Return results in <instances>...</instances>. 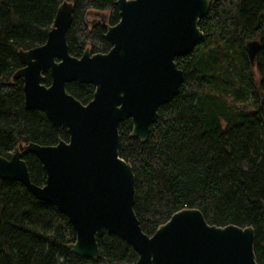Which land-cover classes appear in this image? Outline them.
Here are the masks:
<instances>
[{"label": "trees", "instance_id": "trees-1", "mask_svg": "<svg viewBox=\"0 0 264 264\" xmlns=\"http://www.w3.org/2000/svg\"><path fill=\"white\" fill-rule=\"evenodd\" d=\"M63 0H0V155L17 145H53L68 140L37 109L23 105L18 50L42 45ZM74 3L67 31L68 51L80 57L85 47L105 53L111 45L102 23L87 21L88 11L103 12L108 25L119 20L115 0ZM95 14H92L93 16ZM203 38L189 54L176 57L183 72L178 93L158 108L146 141L130 135L131 121L118 125L119 154L135 176L134 211L144 233L182 208H197L209 224L255 231L254 253L264 264V0H210L199 21ZM260 41L254 64L244 44ZM45 74L43 83L50 85ZM68 93L83 104L92 84L69 82ZM32 183L45 171L31 153L23 155ZM75 231L56 207L32 195L19 181L0 178V264H134L137 252L114 234L97 239L96 260L71 253Z\"/></svg>", "mask_w": 264, "mask_h": 264}, {"label": "water", "instance_id": "water-1", "mask_svg": "<svg viewBox=\"0 0 264 264\" xmlns=\"http://www.w3.org/2000/svg\"><path fill=\"white\" fill-rule=\"evenodd\" d=\"M119 20L105 27L110 49L80 57L68 51L67 31L74 3L63 0L42 45L19 49L26 110L42 111L50 123L65 128L68 140L42 145H17L10 157L0 155V178L19 181L36 198L64 214L75 231L66 244L71 253L96 260L97 239L104 232L126 241L137 252L134 264H258L252 226L209 224L197 208H182L157 226L143 232L134 211L136 196L132 165L119 154L118 125L131 121L130 135L146 141L158 108L179 91L183 72L176 57L190 53L203 38L199 21L210 0H115ZM260 41L244 44L250 65ZM50 85L43 83L45 74ZM92 84V99L83 104L65 85ZM34 154L45 171V182H31L25 154ZM264 231V220H263Z\"/></svg>", "mask_w": 264, "mask_h": 264}, {"label": "flooded vegetation", "instance_id": "flooded-vegetation-1", "mask_svg": "<svg viewBox=\"0 0 264 264\" xmlns=\"http://www.w3.org/2000/svg\"><path fill=\"white\" fill-rule=\"evenodd\" d=\"M93 16H98V17H100V19H98V18H94V19L89 20L88 17L86 16L87 21L89 20V22H92V24H90V25H94L95 23L100 22V20L103 18V17H101V16L98 15V14H95V15H93ZM100 23H102V22H100Z\"/></svg>", "mask_w": 264, "mask_h": 264}, {"label": "rangeland", "instance_id": "rangeland-1", "mask_svg": "<svg viewBox=\"0 0 264 264\" xmlns=\"http://www.w3.org/2000/svg\"><path fill=\"white\" fill-rule=\"evenodd\" d=\"M87 17H88L89 20L94 19V18H98V19H100V17H98V16L87 15Z\"/></svg>", "mask_w": 264, "mask_h": 264}, {"label": "bare ground", "instance_id": "bare-ground-1", "mask_svg": "<svg viewBox=\"0 0 264 264\" xmlns=\"http://www.w3.org/2000/svg\"><path fill=\"white\" fill-rule=\"evenodd\" d=\"M44 81V80H43Z\"/></svg>", "mask_w": 264, "mask_h": 264}]
</instances>
